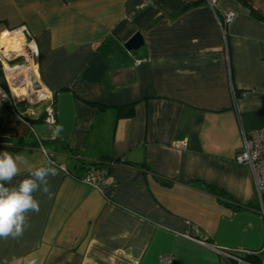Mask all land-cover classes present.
Here are the masks:
<instances>
[{"label": "crops", "instance_id": "obj_1", "mask_svg": "<svg viewBox=\"0 0 264 264\" xmlns=\"http://www.w3.org/2000/svg\"><path fill=\"white\" fill-rule=\"evenodd\" d=\"M139 3L0 0V83L27 31L54 110L47 125L29 116L43 104H0V152L66 170L50 199L33 193L23 235L0 239V264H264V196L235 162L241 130L264 127V0ZM92 165L107 171L98 189L83 182Z\"/></svg>", "mask_w": 264, "mask_h": 264}, {"label": "built area", "instance_id": "obj_2", "mask_svg": "<svg viewBox=\"0 0 264 264\" xmlns=\"http://www.w3.org/2000/svg\"><path fill=\"white\" fill-rule=\"evenodd\" d=\"M206 2L210 9L212 11H215V9L217 8L218 0H206ZM152 3L153 0H140L138 6L142 9L152 5ZM232 18L233 13L229 12L225 14L223 22H219V26L223 35L225 33V24L230 23ZM23 50V52H21L24 59L23 61H21L22 63L11 65V63L13 61H16L18 58L16 53L7 55L5 58L7 61L4 59L6 63H4L5 61L2 62V69L5 74V82L6 86L8 87V92L3 88V85L0 84V104L9 103L11 102L12 96L14 98L16 97L14 90H20V88L24 84V77H21L22 74H28L30 77L26 80H30L29 82L31 83V85L37 86V91L33 93V101L37 104H43L45 102L48 103V107L44 112V122L47 125H52L54 123V110L51 105V97L49 96L47 91L42 90L37 78L33 73V70H30V68L28 67L30 62L28 56L33 59V55H31V53H33L32 48H24ZM0 59L3 60V56ZM21 79L23 80L21 81ZM233 99V101L235 102V98ZM30 103H32V100H30ZM48 158L52 159V154L48 153ZM235 162L237 164L246 166L250 170L257 193L259 195L260 202H262V196H264V127L252 131L241 130V149L235 156ZM56 166L60 170L66 172L65 168L62 165L56 164ZM106 176V170L99 169L97 166L92 165L88 168L83 182L91 188L98 189V185L105 182ZM224 256L229 260H233L235 264H252L229 253H224Z\"/></svg>", "mask_w": 264, "mask_h": 264}, {"label": "clouds", "instance_id": "obj_3", "mask_svg": "<svg viewBox=\"0 0 264 264\" xmlns=\"http://www.w3.org/2000/svg\"><path fill=\"white\" fill-rule=\"evenodd\" d=\"M63 131L61 125L52 129V135L59 137ZM22 167L27 176L14 185L16 177L22 175ZM59 175L58 168L50 158H45L42 166H32L29 157L8 151L0 152V239L17 238L27 228V213H39L40 203L33 193L40 190L50 199L51 185L48 177Z\"/></svg>", "mask_w": 264, "mask_h": 264}, {"label": "rangeland", "instance_id": "obj_4", "mask_svg": "<svg viewBox=\"0 0 264 264\" xmlns=\"http://www.w3.org/2000/svg\"><path fill=\"white\" fill-rule=\"evenodd\" d=\"M15 41V40H14ZM2 42L4 43L5 41L4 40H2ZM8 43V42H7ZM11 46H13V45H11ZM11 48V47H10ZM8 50H10L9 48H8ZM24 51V50H23ZM22 51V52H23ZM28 58H29V65H28V67L30 68V70H34L35 71V68H33L34 66H35V64H36V61L34 60V59H32V58H30L29 56H28ZM24 59H19V60H16V61H13L12 63H11V65L12 64H20V63H22L21 61H23ZM35 63V64H34ZM25 67V66H24ZM23 67V68H24ZM25 69V68H24ZM34 76V75H33ZM21 77H24V84H23V86L20 88V90H14V93L17 95V97H20V95L22 96V98H26V99H31L32 100V104L31 105H35L36 104V102H34L33 100H34V92H36L37 91V86H33V85H31V83L29 82V81H27L26 79H29V75L28 74H22V76ZM20 79V78H19ZM23 79H21V81H22ZM11 81V80H10ZM21 85V84H20ZM37 85V84H36ZM41 87V86H40ZM47 107H48V103L47 102H45V103H43V105L40 107V109L39 110H37V111H31V112H29V116H41L45 111H46V109H47Z\"/></svg>", "mask_w": 264, "mask_h": 264}, {"label": "water", "instance_id": "obj_5", "mask_svg": "<svg viewBox=\"0 0 264 264\" xmlns=\"http://www.w3.org/2000/svg\"><path fill=\"white\" fill-rule=\"evenodd\" d=\"M21 37L24 40L23 41V47L25 49L26 48L28 49L29 47L31 48L33 42H32L31 36L27 33V31H22ZM142 46H143V38L138 33L125 43V48L128 51H137ZM38 105H40V103L39 104L36 103L34 106H38ZM10 143H11V140L9 138L0 137V145H6V144H10Z\"/></svg>", "mask_w": 264, "mask_h": 264}, {"label": "bare ground", "instance_id": "obj_6", "mask_svg": "<svg viewBox=\"0 0 264 264\" xmlns=\"http://www.w3.org/2000/svg\"><path fill=\"white\" fill-rule=\"evenodd\" d=\"M14 40V39H13ZM18 41V40H17ZM9 44H12L13 46H11V48L9 47V49H12L13 51H19V47L17 46V44L15 43V41H11L9 42ZM8 44V45H9ZM8 48V47H7Z\"/></svg>", "mask_w": 264, "mask_h": 264}, {"label": "flooded vegetation", "instance_id": "obj_7", "mask_svg": "<svg viewBox=\"0 0 264 264\" xmlns=\"http://www.w3.org/2000/svg\"><path fill=\"white\" fill-rule=\"evenodd\" d=\"M31 55H33V53H31ZM33 57V56H32ZM23 59V57H22V54H21V56L20 57H18L17 58V60H19V59ZM1 67H2V65H1ZM0 84H5V86L3 87L7 92H8V87L6 86V82H5V79H4V81L2 82V83H0ZM2 104H7V103H2Z\"/></svg>", "mask_w": 264, "mask_h": 264}, {"label": "trees", "instance_id": "obj_8", "mask_svg": "<svg viewBox=\"0 0 264 264\" xmlns=\"http://www.w3.org/2000/svg\"><path fill=\"white\" fill-rule=\"evenodd\" d=\"M217 194H219V195H220L221 193H218V192H217Z\"/></svg>", "mask_w": 264, "mask_h": 264}]
</instances>
